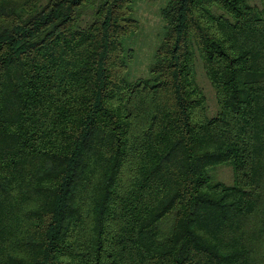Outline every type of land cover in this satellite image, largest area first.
Listing matches in <instances>:
<instances>
[{
    "label": "trees",
    "instance_id": "16d2710c",
    "mask_svg": "<svg viewBox=\"0 0 264 264\" xmlns=\"http://www.w3.org/2000/svg\"><path fill=\"white\" fill-rule=\"evenodd\" d=\"M136 1L0 0V264H264V0H167L131 81Z\"/></svg>",
    "mask_w": 264,
    "mask_h": 264
},
{
    "label": "rangeland",
    "instance_id": "374dc122",
    "mask_svg": "<svg viewBox=\"0 0 264 264\" xmlns=\"http://www.w3.org/2000/svg\"><path fill=\"white\" fill-rule=\"evenodd\" d=\"M167 0H137L133 5V12L139 25L136 31L124 38L125 49L133 50V57L128 61L127 75L131 81L144 78L148 74V66L152 61L155 46L163 34V22L160 16L161 9ZM250 3L260 5V0H250ZM89 16V15H88ZM88 19L83 17V22ZM82 24V19L80 20ZM196 79L205 93L207 101V113L213 115L217 111V103L214 90L210 85L200 61L195 62ZM214 180L226 184L233 182L232 166L219 165L210 170Z\"/></svg>",
    "mask_w": 264,
    "mask_h": 264
}]
</instances>
